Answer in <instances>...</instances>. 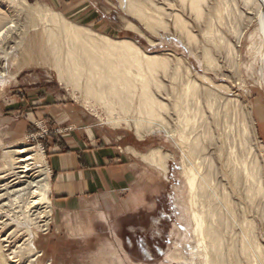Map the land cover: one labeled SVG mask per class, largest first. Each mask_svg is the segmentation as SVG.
<instances>
[{"label":"bare ground","instance_id":"1","mask_svg":"<svg viewBox=\"0 0 264 264\" xmlns=\"http://www.w3.org/2000/svg\"><path fill=\"white\" fill-rule=\"evenodd\" d=\"M220 1L222 0L218 2ZM178 2L182 8L188 7L197 22H201L205 17H203L205 14L203 9L207 5V0H178ZM222 2H220V7L218 6L220 9L218 8L214 14L216 20L220 21L224 14L221 10L226 13L230 7H233L235 11L238 10V16L247 15L246 23L249 21L256 23L254 34L259 37L260 49L257 46L259 50L255 48L257 53L253 52L260 55L261 69L259 71L264 73V0H239L238 5L236 0L224 1L223 4ZM24 4L21 6L23 7ZM121 4L123 6V1ZM124 4L126 12L144 21L145 26L154 31L159 28H168L166 21L170 20L169 23L185 43L189 46L194 44L197 48L198 38L196 39L188 28L190 23L187 24L184 16L182 17L183 14L176 12L167 14L166 9L157 7L153 0H125ZM19 9L21 10V7ZM1 14L4 13L1 12ZM35 14L39 15L40 20H45L46 25L49 24L45 31V41L48 45L46 53L53 59L55 68L53 69L56 70L59 81L64 82L67 87L72 86L76 89L83 83L82 97L84 95L86 100L91 99L95 103H102L104 107L106 106L105 110L103 108L106 113L105 125L116 129L124 124L133 130L139 140H143L145 135L152 132H163L182 151V157L189 170L185 178L188 217L186 220L187 235L179 239H182L183 244L192 239L197 241L198 252H192V259L186 263L182 250L175 249L176 245H174L172 254L168 256L170 260L180 261L183 264H197V262L198 264H264V240L259 238L257 219L254 218L255 215L260 218L264 235V148L257 143L254 111L239 98L226 94L229 92L228 88L215 86L214 82L206 76L197 78V75L193 73L195 77L193 78L190 68L183 72L178 67L171 69L173 71L170 74L172 81L182 80V89L180 94L176 91L179 95L176 93L177 100L171 99L176 102L172 105L173 108L170 105L171 110H169L171 112L173 110L179 117L178 122L182 127L178 126L180 127L178 130H171L173 126L169 127L168 121L161 116L162 111L165 112L167 109L166 103L163 99L162 103L155 97L153 94L155 88L151 91L153 86L157 87L156 89L162 86L158 75L166 76L170 72L166 58L156 55L148 56L131 40H114L97 34L84 26L67 21L60 13L43 10L36 11ZM1 17L7 16L2 15ZM167 17L169 20L165 19ZM212 17L205 18L208 20L205 21L204 35L208 41H221V47L225 48L228 56L232 53L237 57L235 48L228 41L217 38L218 34H215L213 26L215 24L211 22ZM240 18L238 17V21ZM34 27L37 29L36 26ZM59 38H62V45L59 43ZM208 50L209 48L205 49L202 46L201 59L211 67L214 59L212 60ZM23 53L26 59L22 60H16V55L19 54H12L13 62H15L13 65L16 69H21L27 60L31 59L30 50H25ZM175 61L182 62L179 59ZM181 71L184 75L180 74ZM5 76H0L2 77L0 90L8 84L4 80ZM261 79L264 88V77ZM218 90H222L226 95ZM157 91L159 94L161 90ZM99 107L102 106L99 105ZM116 110H119V113L123 112L122 115L115 113ZM132 110L136 114L134 119L127 117L129 115L127 113ZM40 151L34 148L29 149L26 146H17L16 149L5 152L2 156L3 167L0 174H4L0 176V203L10 195H17L15 200L22 201L21 208L25 211L21 213V221L8 219L10 223H7L8 216H2L1 213L4 212L3 209L6 206L0 204V218L6 217L0 222V230H6L14 220L16 225V231L6 236H2V230L0 231V264H42L44 251L37 250L36 240L39 232H47L52 212L48 210L51 205L49 199L51 174L43 162ZM140 156L143 161L164 175L168 173V161L173 160L171 153L163 152L160 148L152 149ZM20 227L24 228V237H26L21 244L17 241L20 233L17 229ZM196 256L198 257L197 262Z\"/></svg>","mask_w":264,"mask_h":264},{"label":"rangeland","instance_id":"2","mask_svg":"<svg viewBox=\"0 0 264 264\" xmlns=\"http://www.w3.org/2000/svg\"><path fill=\"white\" fill-rule=\"evenodd\" d=\"M21 1L22 0H0V17L2 15L7 16L5 18H0V25H3L2 27L0 26V76L6 75L4 80L8 83L0 90V170L3 167V163L1 162L5 152L16 149L17 146H26L29 149L34 148V150L39 149L43 156V162L46 164L47 170L51 174L50 184L52 183L54 174L49 165V157L52 153H56L53 146L56 144L57 140L60 142L57 136L62 132V127L57 126L51 119L39 117V111L55 106H65L69 108L71 112L83 113L86 122L88 125L95 127L104 145L114 149L117 154L125 157L127 161L138 163L139 167H143L144 170L150 169L149 167H151V165L143 161L140 155L147 154L150 150L157 148L173 155V160L168 161L167 164V178L169 182L163 180L157 187H153V189H157L159 193H152V187L148 186L146 182H143L144 184H141L140 187L137 188L139 193L137 202L130 201L131 198H129V194L126 193L122 194L120 198H116V200L111 202V208L106 209L103 205H107V202L104 204V201L102 203V201L99 200L103 211L109 215L108 224H103L95 220L92 212L94 210H89L90 212L87 214L80 212V210L71 211L69 215L70 218H73V221L81 220L85 222L89 220L91 222L92 233L85 237V239H82L75 233H71V227L65 222H61L58 225L55 223L53 211L54 199L50 191L49 199L51 205L48 210L52 212V217L49 218L50 224L47 228V232H39L38 239L36 240L37 250L44 251L42 264H183V262L180 261L173 262L170 260V257H168L172 254L174 245H176L175 249L178 248L182 250L185 262H189L193 257L192 252H198V243L192 239L183 244V242H181L182 239H179L187 235L186 220L188 217V197L186 195L185 178L189 172L179 146L163 132H152L147 136L145 135L143 140H139L135 136L133 130L126 127L124 124L116 129L109 125H105L104 116H106V113H104V110L106 106L104 107L102 103H95V101L91 99L86 100L84 95L83 99V83L76 89L72 86L67 87L64 82L59 81L57 72L53 67V59L46 53L48 45L47 41H45V31L48 29L49 24L46 25V21L40 20L38 17L39 15H37L38 13H35L36 11L43 10L44 12L50 10V12L60 13L67 21L79 26H84L97 34L105 35L114 40H131L148 56L156 55L166 58L170 72H168L166 76L159 74L158 80L163 84L161 83L162 86H160L159 89L153 86L151 91L155 88L153 90L155 97L162 103L163 100L166 103L167 112L162 111L161 116L168 121L166 122L168 126L170 124L169 127L173 126L171 130H178V128L182 127L179 125L180 122H178L179 117L173 110L172 112L170 111V105L172 106L174 102H176L171 101V99L177 100L176 96L178 93L180 94V90L182 89V80L180 81L178 79L176 80L177 82H175V80L172 81L171 74L174 69L179 67L178 69H182L184 72L185 69L190 68L192 77L194 76L193 73L197 75V78H199L198 76H206L214 82L215 86L220 85L228 88L229 92L226 94L233 98H239L254 111L257 143L264 148V88L261 79L264 77V73L259 71V69H261L260 55L254 53L256 49H260L259 37L254 34L256 33V23L254 21L246 23L247 15L242 14L243 16H238V10L235 11L233 7H230V9L227 8L229 11L226 10V13L221 10L224 12V14L221 12L223 18L221 17L220 21L216 20L214 14L220 7V2H230L231 0H222L220 2H218L219 0H207V5H205L206 7L203 9V13H205L203 15V17L205 16L203 18L204 21L201 20V22H197L193 14L189 12L190 10H188V7L182 8L178 0H153L157 7L160 6L166 9L167 14H173L175 12L180 15L183 14L182 17L184 16L183 18L186 20L187 24L190 23L188 25L191 27L188 26V28L192 34L196 36V39L198 38L197 48H195L196 46L194 44L193 46L187 45L183 38L178 35L171 26V23H169L170 20L168 17V19L165 18L169 20L166 21L168 28H159L155 31L147 28L144 21L126 12L125 0ZM122 1L123 6L121 4ZM236 1L238 5L240 2L239 0ZM23 4L26 6L22 7L21 5ZM20 7L21 10L19 9ZM24 11H26L27 14ZM1 12L4 14H1ZM241 12L244 13L243 11ZM210 17L213 18H211V22L215 24L213 26L216 31L215 34H218L217 38L228 41L229 44L235 48L237 57L234 53V55L230 53V56H228L225 48L223 46V48L221 47V41L217 40V42L214 40V43L211 42V40L208 41V38L204 35V29L205 21L208 20L205 18L210 19ZM238 17H241V20L239 19L238 21ZM29 21H31V23ZM34 22L35 24H33ZM15 25L19 27L17 26V28ZM33 25L36 26L37 29ZM132 25L134 26L132 27ZM12 26L13 28H11ZM4 27L6 29H4ZM33 28L35 30H33ZM133 28L135 30H133ZM217 29L219 31H217ZM2 30H5L4 33ZM236 33L238 34L237 36H239L240 33L239 38L236 36ZM4 34L7 35L5 36ZM216 35H214V37H216ZM59 39L61 40V42L59 40V43L62 45V38ZM17 42L22 44L19 45ZM198 43L200 45H198ZM202 46L205 49L209 48L208 51L210 56H212V60L214 59L216 62L215 63L213 60V66H215L216 69L212 65L210 67L201 59ZM25 50H30L31 59L27 60L26 64L23 65L21 69H16L13 65L15 62H13L12 54H21L20 56L16 55V60L26 59L23 53ZM41 50L43 52H41ZM46 55L49 58L46 57ZM257 56H259V58ZM176 58L182 62L175 61L178 60ZM175 65L177 67H175ZM206 67H208L209 70L208 68L206 69ZM212 68H214L213 70L215 71H213ZM182 71L180 74L184 75ZM1 78L2 77H0V79ZM172 87H176V90ZM157 90H161L159 93L160 95L157 93L159 92ZM176 91L179 92L177 93ZM218 91L225 94L222 90ZM166 99L168 100V104ZM134 102H136V100ZM98 104L102 107H99ZM118 111L119 110H116L115 113H119ZM163 112L165 114H163ZM122 113L123 112L120 111L119 114L122 115ZM127 115L128 118L132 119L136 117L134 110L127 113ZM170 115L173 117L171 118ZM174 120L178 122V125ZM51 150H53V152ZM2 174L4 173H1L0 176H2ZM16 197L17 195H10L0 203L6 206L3 209L4 212L1 213L2 216H8L7 218L5 217L7 220H22L21 213L25 210L21 208L22 201L15 200L17 199ZM22 199H25V197H22ZM7 202L9 204H7ZM16 215L17 218H15ZM5 218H0V222ZM254 218L255 220L257 219L256 224L258 228L257 232L260 235L259 238L264 240L262 222L258 215H255ZM9 220L6 222L10 223ZM14 222H12L6 230L1 229L2 236H6L14 230L16 231ZM21 229L22 227L17 229L18 233L20 232L18 234L19 240H17L19 244L23 243L26 239V237H24V228ZM195 258L197 262L198 257L196 256Z\"/></svg>","mask_w":264,"mask_h":264},{"label":"crops","instance_id":"3","mask_svg":"<svg viewBox=\"0 0 264 264\" xmlns=\"http://www.w3.org/2000/svg\"><path fill=\"white\" fill-rule=\"evenodd\" d=\"M39 115L62 127V132L57 136L60 142L57 140L53 146L56 153L49 157L54 174L50 187L55 223L65 222L71 227V233L82 239L92 233L91 222L73 221L69 215L71 211L80 210L87 214L89 210H94V219L108 224L109 215L103 211L99 200L104 204L107 202V205H103L106 209L126 193L130 201L137 202V188L143 182L152 187V193L157 194L159 191L153 187L163 180L168 181V173L164 175L152 165L144 170L138 163L127 161L114 149L104 145L95 127L86 122L83 113L71 112L65 106H55L40 110Z\"/></svg>","mask_w":264,"mask_h":264}]
</instances>
